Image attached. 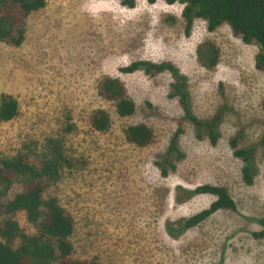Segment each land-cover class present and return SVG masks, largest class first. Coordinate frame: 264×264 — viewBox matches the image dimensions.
<instances>
[{"label":"rangeland","instance_id":"rangeland-1","mask_svg":"<svg viewBox=\"0 0 264 264\" xmlns=\"http://www.w3.org/2000/svg\"><path fill=\"white\" fill-rule=\"evenodd\" d=\"M183 5L165 0H49L25 19V38L18 46L0 42V94L13 95L19 114L0 122V156L29 146L39 157L48 138L61 139L73 165L49 192L74 218V258L98 264H264V238L252 231L264 218V71L254 66L258 47L242 42L229 25L208 31L196 19L184 34ZM219 49L217 64L207 69L198 59L199 43ZM135 60L170 61L186 76L190 108L198 118L220 113L215 145L197 138L183 119L177 97H170L171 76L142 70L120 71ZM118 77L135 112L121 117L114 103L100 97L97 81ZM106 110L107 131L90 127L93 111ZM67 123L75 125L65 132ZM145 123L154 133L144 147L130 143L124 129ZM185 157L166 177L160 161L172 136ZM253 145L257 169L253 183L241 179L242 162L229 146ZM34 155V154H33ZM225 186L237 210H220L172 238L165 222L205 209L210 194L174 201L176 186ZM15 191H19L16 187ZM20 224L27 225L22 214Z\"/></svg>","mask_w":264,"mask_h":264},{"label":"trees","instance_id":"trees-1","mask_svg":"<svg viewBox=\"0 0 264 264\" xmlns=\"http://www.w3.org/2000/svg\"><path fill=\"white\" fill-rule=\"evenodd\" d=\"M49 0H0V42L18 46L25 38L24 24L27 16L39 10ZM136 0H120V4L133 8ZM183 5L181 17L184 21V34L190 35L196 19L206 22L208 31L221 24L229 25L233 34L246 44L258 47L254 66L264 71V0H165ZM154 3L155 0H147ZM199 63L213 68L218 62L219 49L214 42L206 40L196 49ZM142 70L148 75L168 73L172 82L168 96L177 97L183 109V119L191 123L197 138H207L215 145L220 137L218 126L220 113L211 118H198L190 108L186 76L170 61L153 62L135 60L121 67L120 71L132 73ZM97 93L107 101H112L116 113L130 116L135 112V102L127 95L125 84L118 78L103 75L96 85ZM19 114L17 99L8 93L0 94V122L9 121ZM93 130L107 131L111 125L106 110L93 111L89 117ZM75 125L67 123L64 130L71 132ZM180 129L172 136L160 161H155L159 174L166 177L176 169V163L185 157L177 144ZM126 139L138 146L149 145L154 138L153 130L145 123L128 125L124 129ZM229 146L233 155L241 160V179L246 185L253 183L256 167L255 147H241L238 138L232 137ZM45 151L39 157L29 146L11 156H0V264H98L94 257L74 258L71 237L74 232V218L62 206L58 198L49 192L50 187L61 177L65 168L73 165L59 138H48ZM34 154V155H33ZM19 187V191H15ZM210 194L214 200L205 208L190 216L165 222V231L172 238L199 225L209 216L220 210L236 211V203L228 189L223 185L202 184L193 189L176 186L174 201L188 200L194 195ZM22 214L27 225L20 224L18 215ZM260 229L251 232L255 239L264 238V218H251ZM211 264H222V259Z\"/></svg>","mask_w":264,"mask_h":264}]
</instances>
